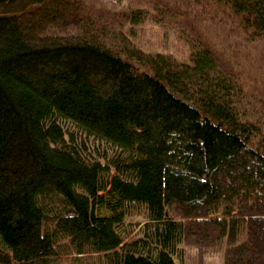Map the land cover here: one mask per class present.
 Wrapping results in <instances>:
<instances>
[{
  "label": "trees",
  "instance_id": "16d2710c",
  "mask_svg": "<svg viewBox=\"0 0 264 264\" xmlns=\"http://www.w3.org/2000/svg\"><path fill=\"white\" fill-rule=\"evenodd\" d=\"M119 1L113 24L81 0H0V264H180L194 236L264 264V88L204 40L144 49L134 30L167 6ZM172 2L264 39V0Z\"/></svg>",
  "mask_w": 264,
  "mask_h": 264
},
{
  "label": "rangeland",
  "instance_id": "374dc122",
  "mask_svg": "<svg viewBox=\"0 0 264 264\" xmlns=\"http://www.w3.org/2000/svg\"><path fill=\"white\" fill-rule=\"evenodd\" d=\"M144 1L155 8L166 5L165 8L168 10L164 15L157 11L160 16L155 19L149 13L148 19L141 23V28L134 30L135 41L144 49L164 52L183 59L187 50L183 44L185 37L204 40L215 46L221 59L233 64L242 72L241 79L249 94L260 93L263 90L264 39L255 43L245 42L244 34L235 20L211 5L184 10L180 3H173V0ZM81 3L87 15H95L100 20H97L98 22L112 21L113 24L124 22L121 19V11L129 7L119 0H81ZM53 33L62 37L76 34L71 28L54 30ZM111 174L115 172L112 171ZM170 211L175 214L174 217L178 216L173 209ZM220 215L219 212L217 216ZM214 240L215 238L209 240L194 236L193 241L183 247L180 264H224L226 252L224 242Z\"/></svg>",
  "mask_w": 264,
  "mask_h": 264
}]
</instances>
